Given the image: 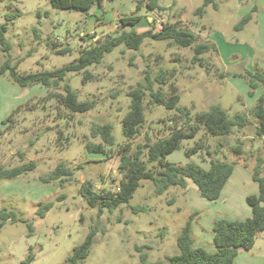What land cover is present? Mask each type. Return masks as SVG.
I'll return each instance as SVG.
<instances>
[{
  "label": "rangeland",
  "instance_id": "374dc122",
  "mask_svg": "<svg viewBox=\"0 0 264 264\" xmlns=\"http://www.w3.org/2000/svg\"><path fill=\"white\" fill-rule=\"evenodd\" d=\"M245 1L217 0V8L209 4L205 15L199 16L195 10L204 0H158L163 9L154 11L156 29L162 22L178 23L193 30L198 42L215 43L218 50L205 53V66H201L192 61L193 48L170 41L146 38L139 50L120 45L105 54L100 64L87 68L94 75L92 79L84 81L83 73L68 74V81L80 100H97L96 106L85 113H72L59 106L57 101L46 97L47 88L43 85L21 87L9 73L0 77L1 162L5 166L37 162L33 171L0 181V210H13L23 218L19 222H6L0 230V264H23L31 251L34 259L29 264H67L73 248L85 239L94 224L99 225L100 231L95 235L90 254L80 264H140V251L147 252L152 264L167 261L179 252L177 236L191 215L194 230L199 229L202 236L208 237L212 231L208 218L218 209H229V203L224 204L222 198L213 201L203 198L192 179L188 178L186 188L173 186L160 195L151 180H142L128 202L112 211L105 210L101 216L82 197L80 186L92 179L97 187L116 188L122 177L118 168L122 145L130 142L133 150L145 136L155 140L177 127H188L181 117L174 118L176 111L147 105L142 133L127 140L122 118L129 110L128 93L144 82L148 74L154 79L161 69L167 70L164 83L155 81V87L160 86L169 94L175 85L181 96L180 106L191 114L205 111L213 104H221L230 116L249 113L262 88L250 96L248 78L243 73L245 69L264 70V9L260 7L257 11L258 24L251 20L242 30H235L239 12L248 5ZM142 2L144 6L147 0ZM18 9L21 12L9 22L6 35L12 45L11 58L13 63H19L20 72L54 69L74 61L81 47L118 28L114 24L103 30L87 29L88 17L83 12L54 9L49 0L0 1V22H5L6 13H17ZM48 9L51 15L47 17L43 12ZM146 10L144 6L140 13L145 14ZM255 11L252 13L257 19ZM135 28L146 29L141 23ZM98 32L102 36L96 37ZM63 40L72 51L56 54L53 42ZM6 58L0 48V66ZM56 90L63 91L62 87ZM17 108L20 109L12 120L5 124L4 120ZM105 122L114 125L117 144L108 147L106 156L87 152L88 141L100 142V138L91 136V126ZM255 123L252 118L251 125L235 128L224 137L203 136L201 130L196 139L203 136L213 155L206 149L188 154L186 147L195 144V140L189 139L167 155L166 160L180 165L194 162L205 169L210 167L212 158L227 160L234 163L236 175L241 178L245 172L253 174L261 157L264 175V143L255 133ZM234 145H240L243 153L232 151ZM61 161L74 169L71 179L64 184L43 182L40 177L48 175ZM49 201L54 204L46 216H38L40 203ZM135 207L145 209L136 212ZM28 220L33 223V232ZM261 240L256 239V254H264Z\"/></svg>",
  "mask_w": 264,
  "mask_h": 264
},
{
  "label": "trees",
  "instance_id": "16d2710c",
  "mask_svg": "<svg viewBox=\"0 0 264 264\" xmlns=\"http://www.w3.org/2000/svg\"><path fill=\"white\" fill-rule=\"evenodd\" d=\"M103 1L49 0L51 7L54 9L78 10L83 12L86 17L92 15L93 9L101 5ZM135 1V10L131 14L119 17L116 31L107 33V35L95 40L89 46L81 47L77 59L54 69L30 72H20L18 70L19 63H13L10 54L12 45L6 35L9 22L14 20L21 11L18 9L17 13H6L5 22H0V48L6 53L7 58L0 66V77L9 73L11 79L21 87L35 84L43 85L47 88V98L54 99L59 106L62 105L69 112L85 113L96 106L97 100H80L78 93L68 81V74L72 72L83 73L84 81L92 79L94 75L87 68L100 64L105 54L112 52L120 45H124L127 49L139 50L146 38L170 41L180 47L193 48L194 57L192 61L193 63L199 62L201 66H205L203 57L205 53L211 50H218L215 43L209 41L198 42L197 34L193 30L178 23L162 22L159 29L152 26L144 31L136 30L135 26L143 17L140 13L142 7L146 6L148 11L153 12L162 10L163 7L158 0H147L144 6L142 0ZM209 4H212L215 8L218 7L217 0H204L203 4L195 10V14L204 16L206 7ZM43 13L47 17L51 15L50 10H46ZM41 15L42 13L39 10V22ZM251 18L252 13L243 16L236 25V29H243ZM129 27L130 29H128ZM37 30L38 27L35 26L34 31L37 32ZM53 45L55 53L59 55L72 51V47L65 40L60 41V43L54 41ZM223 74L222 76H224ZM243 75L248 78L250 87L248 93L250 96H254L259 88H262V93L257 98L256 103L249 109V113L237 112L230 116L227 109L221 104H213L205 111L191 114L190 111L180 106L181 96L177 92L175 85L171 86L169 94L162 87H155V81L160 84L164 83L168 76L167 70L161 69L154 79L148 74L144 82H139L128 93L131 99L129 110L122 118L123 133L127 140L130 141L142 133V127L146 120L145 110L147 105L164 106L167 110L176 111L174 118L181 117L184 119V123L189 125L187 128L177 127L167 136L155 140L145 136L144 141L137 143L133 150H131L132 144L130 142L122 145L119 152L121 161L118 167L122 177L116 188L108 186L97 187L92 179H87L81 184L80 194L89 206L96 208L99 216L105 210L112 211L121 204L128 202L134 196L142 180H151L154 183L155 192L160 195L173 186L186 188L189 178L198 186L203 198L212 201L217 200L235 169L234 163L212 158L210 167L205 169L194 162L184 165L170 162L166 160V156L180 149L184 146V140L189 139L195 140V144L191 147H186L188 154L191 155L206 149L210 155H213L212 150L204 143L203 136H227L234 132L235 128L241 129L251 125L252 118L256 120L255 133L264 143V70L261 68H256L255 70L245 69ZM61 87L63 91L56 90ZM147 98L148 101L146 102ZM19 109H15L4 120V123L8 124ZM201 130L203 131V136L196 139ZM91 136L100 138V142L88 141L86 143L87 152L90 153L106 156L109 152L108 147L112 148L117 144L114 125L111 122L93 123ZM232 151L237 154L243 153L240 145H234ZM262 165L263 158L259 157L258 164L252 174L259 185V193L247 196V202L252 208V215L242 220L218 218L214 221L212 230L216 251L210 252L202 246L195 245L192 224L193 215H191L177 236L179 252L173 254L167 261L159 260L153 264H234V260L240 250L251 249L255 244L257 235L264 231V175L261 173ZM36 167L37 162L34 160L22 162L15 166H5L0 158V181L19 177L22 174L33 171ZM73 174L74 169L68 166L65 161H61L48 175L41 176L40 179L45 183L59 182L64 184L71 179ZM53 204L52 201L40 203L38 216L45 217ZM143 209L145 208H133L136 212ZM22 220L23 218L13 210H0V230L8 221L19 222ZM27 222L30 231L33 232V223L29 220ZM99 231L98 224L91 226L85 239L73 248L72 254L67 258V264H80L81 261L88 257L94 244L95 235ZM33 259L34 253L31 251L27 258L23 260V264H29ZM140 259V264H152L148 261L147 252L140 251ZM262 264H264V261Z\"/></svg>",
  "mask_w": 264,
  "mask_h": 264
},
{
  "label": "crops",
  "instance_id": "0c3cea01",
  "mask_svg": "<svg viewBox=\"0 0 264 264\" xmlns=\"http://www.w3.org/2000/svg\"><path fill=\"white\" fill-rule=\"evenodd\" d=\"M245 3H248V5L245 8L246 10L239 12L240 13L239 15L240 18L238 19L239 21L246 14L252 13V10L254 11L256 10L255 12L257 13L260 7L261 9H264V0H246L244 4ZM135 8H136L135 0H104L101 5L96 6L93 9L92 15L88 17L87 29L93 28L95 30H103L114 24L117 26L119 17L125 14H129L131 11H134ZM48 10L51 11V9ZM142 16L143 17L139 23L142 24V28H146L141 30L144 31L152 27L153 21L156 20V17L153 11H148V10H146L145 14H142ZM254 16L255 15L252 13L251 20H254L255 24H258V20H259L258 13L256 14L257 19ZM237 24L238 23H236V25ZM99 36L102 35L98 32L96 37ZM259 37L261 38V33ZM240 176L241 175H236V168H235L232 175L228 179L226 185L224 186L221 196L219 197L222 198L224 204H227V202L229 203V209H227L226 207L221 208L216 210L212 215H210V217L208 218L210 229L213 228L214 221L218 218L242 220L252 215V208L247 202V196L250 194H258L259 185L254 180L252 175L247 172L243 173L241 178ZM234 191H236L235 195L233 194ZM212 231L208 235V237L207 236L204 237L201 235L199 229L194 230L193 228V237H194L195 245L202 246L210 252L216 251L217 248L213 242ZM258 238L262 239L260 241V244H264V239H263L264 231L257 235L256 239ZM255 245H256V241L251 249L240 250L234 260V264H262L264 261V254H256L254 252Z\"/></svg>",
  "mask_w": 264,
  "mask_h": 264
}]
</instances>
